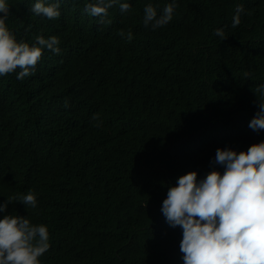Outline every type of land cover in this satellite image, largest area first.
<instances>
[{"label": "trees", "instance_id": "1", "mask_svg": "<svg viewBox=\"0 0 264 264\" xmlns=\"http://www.w3.org/2000/svg\"><path fill=\"white\" fill-rule=\"evenodd\" d=\"M32 2L8 0L6 27L30 45L55 35L59 52L42 48L28 77L0 76V201L13 198L0 215L47 226L41 264H183L181 228L160 211L167 187L222 171L217 147L264 139L248 127L264 81V0H177L156 29L142 23L147 0L113 5L99 24L83 0H61L53 19ZM29 190L34 208L16 201Z\"/></svg>", "mask_w": 264, "mask_h": 264}, {"label": "clouds", "instance_id": "2", "mask_svg": "<svg viewBox=\"0 0 264 264\" xmlns=\"http://www.w3.org/2000/svg\"><path fill=\"white\" fill-rule=\"evenodd\" d=\"M61 0H33L29 11L48 19L60 15ZM177 0H165L162 6L147 0L142 7V23L152 29L167 24ZM117 5L121 13L130 11V0H83V9L106 23L108 9ZM8 0H0V76L15 71L16 79L28 77L36 70L43 49L59 52L55 35H36L31 45L17 41L5 24ZM242 4L234 5L231 26L240 22ZM221 40L222 28L214 29ZM120 35L132 39V32ZM18 69V70H17ZM258 109L248 121L252 130L264 129V81L255 90ZM65 105L67 102L65 101ZM91 119L98 126L97 114ZM212 168L197 179L196 171H187L167 187L160 211L169 226L181 228L179 251L183 264H264V139L236 151L227 146L215 149ZM12 197L0 201L5 213ZM16 201L25 208L36 207L35 194L29 190ZM47 226L30 223L26 216L0 215V264H41L39 257L49 245Z\"/></svg>", "mask_w": 264, "mask_h": 264}]
</instances>
